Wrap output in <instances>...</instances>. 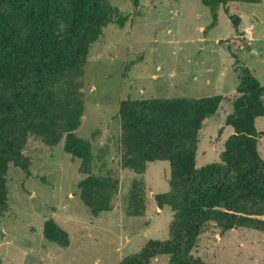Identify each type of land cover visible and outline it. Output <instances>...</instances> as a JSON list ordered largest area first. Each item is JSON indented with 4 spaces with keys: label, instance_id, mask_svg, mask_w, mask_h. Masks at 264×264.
I'll list each match as a JSON object with an SVG mask.
<instances>
[{
    "label": "rangeland",
    "instance_id": "rangeland-1",
    "mask_svg": "<svg viewBox=\"0 0 264 264\" xmlns=\"http://www.w3.org/2000/svg\"><path fill=\"white\" fill-rule=\"evenodd\" d=\"M108 2L128 20L122 28L105 27L90 47L83 76L84 111L74 134L90 142L92 175L118 181L112 209L95 217L82 203L77 185L87 175L80 173L78 159L64 151V139L53 149L37 144L29 173L12 165L7 171L1 264H121L148 240L169 239L172 212L167 206L159 208L154 199L169 191V163H149L142 175L120 167L119 103L221 96L218 111L199 133L195 166L200 168L219 162L224 141L233 133L225 119L233 111L239 78L251 75L264 88V0L218 8L214 26L213 13L198 0ZM236 19L237 29L232 24ZM254 125L264 133V117ZM257 150L264 160V135L258 137ZM135 181L144 183L142 217L125 213ZM49 219L68 233L66 248L44 239L43 224ZM192 253L208 264H264V233L245 228L221 232L209 223ZM151 264H168V257L158 256Z\"/></svg>",
    "mask_w": 264,
    "mask_h": 264
},
{
    "label": "trees",
    "instance_id": "trees-1",
    "mask_svg": "<svg viewBox=\"0 0 264 264\" xmlns=\"http://www.w3.org/2000/svg\"><path fill=\"white\" fill-rule=\"evenodd\" d=\"M198 1L213 13L214 26L218 8L260 0ZM127 20L108 0H0V217L7 210L9 167L29 173L37 144L53 149L62 139L64 151L78 159L80 173L87 175L77 185L82 203L95 217L111 211L118 181L92 175L90 142L74 132L84 111L90 47L105 27L122 28ZM232 24L237 29L238 20ZM235 93L233 111L225 119L233 133L224 141L219 162L200 168L195 166L199 133L218 111L221 96L119 103L120 167L142 175L149 163L167 161L169 191L154 199L172 212L169 239L148 240L121 264H151L161 255L168 264H208L192 251L209 223L221 232L245 228L264 233V160L257 150L264 133L254 125L264 117V88L244 75ZM125 213L144 215L143 181L129 189ZM43 237L62 248L70 243L53 219L44 222Z\"/></svg>",
    "mask_w": 264,
    "mask_h": 264
},
{
    "label": "water",
    "instance_id": "water-1",
    "mask_svg": "<svg viewBox=\"0 0 264 264\" xmlns=\"http://www.w3.org/2000/svg\"><path fill=\"white\" fill-rule=\"evenodd\" d=\"M256 15L258 16L259 19L263 18V14L261 11H257ZM1 238L3 239V234H1ZM5 250H6V246L5 244H1L0 246V261L4 258L5 256Z\"/></svg>",
    "mask_w": 264,
    "mask_h": 264
}]
</instances>
